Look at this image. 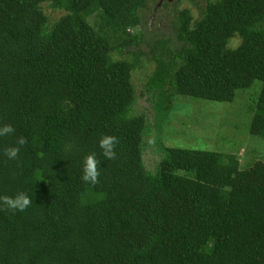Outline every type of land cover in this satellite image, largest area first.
Returning <instances> with one entry per match:
<instances>
[{
  "label": "trees",
  "instance_id": "obj_1",
  "mask_svg": "<svg viewBox=\"0 0 264 264\" xmlns=\"http://www.w3.org/2000/svg\"><path fill=\"white\" fill-rule=\"evenodd\" d=\"M182 1L150 25L156 0H0V126L28 141L12 162L0 138V197L31 200L0 206V264H264L261 160L158 143L156 169L144 163V59L157 125L176 96L231 103L259 82L250 133L264 138V0H201L197 21ZM93 154L95 185L81 178Z\"/></svg>",
  "mask_w": 264,
  "mask_h": 264
},
{
  "label": "rangeland",
  "instance_id": "obj_2",
  "mask_svg": "<svg viewBox=\"0 0 264 264\" xmlns=\"http://www.w3.org/2000/svg\"><path fill=\"white\" fill-rule=\"evenodd\" d=\"M191 7L187 1L180 10ZM193 11L194 20L197 21L199 13L195 9ZM47 13L52 21L61 16V12ZM146 26L147 23L143 25V31ZM238 45L239 42L235 41L231 47ZM153 70L154 63L144 59L142 66L133 74L137 92L136 112L145 114L151 124L144 153L147 170L154 171L161 160L158 143L162 147L234 154L239 158L242 167L257 160L264 163V138L255 137L250 133V113L253 112L254 103L258 99L261 83L256 82L252 88L239 91L231 103L176 96L172 99L169 116L157 125L151 97L145 90Z\"/></svg>",
  "mask_w": 264,
  "mask_h": 264
},
{
  "label": "clouds",
  "instance_id": "obj_3",
  "mask_svg": "<svg viewBox=\"0 0 264 264\" xmlns=\"http://www.w3.org/2000/svg\"><path fill=\"white\" fill-rule=\"evenodd\" d=\"M15 133L16 129L11 124L0 126V138L13 137L12 143L4 147L2 151V155L12 162L19 160L21 150L28 143L23 136L16 138ZM117 144L118 140L115 136H103L100 139L99 147L106 159H116ZM99 167V162L94 154L86 156L83 160L82 181L86 184H97L100 176ZM0 206L12 213L24 212L31 206V200L26 193H17L14 196L0 197Z\"/></svg>",
  "mask_w": 264,
  "mask_h": 264
},
{
  "label": "flooded vegetation",
  "instance_id": "obj_4",
  "mask_svg": "<svg viewBox=\"0 0 264 264\" xmlns=\"http://www.w3.org/2000/svg\"><path fill=\"white\" fill-rule=\"evenodd\" d=\"M157 3L155 6L152 8L153 13H147L148 14V23L152 19V24L153 22H158L159 25L162 23L160 20L166 21L171 17V13L174 12L175 7H178L177 0H156ZM190 2L191 6L199 13V8L197 7V3L200 2L201 0H183L181 3H179L180 6L184 4V2ZM214 1V0H213ZM201 6L205 5L203 3L200 4ZM186 8V9H191L192 13H194L193 8Z\"/></svg>",
  "mask_w": 264,
  "mask_h": 264
},
{
  "label": "water",
  "instance_id": "obj_5",
  "mask_svg": "<svg viewBox=\"0 0 264 264\" xmlns=\"http://www.w3.org/2000/svg\"><path fill=\"white\" fill-rule=\"evenodd\" d=\"M152 24V19H151V21H150V25Z\"/></svg>",
  "mask_w": 264,
  "mask_h": 264
}]
</instances>
